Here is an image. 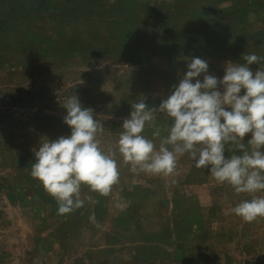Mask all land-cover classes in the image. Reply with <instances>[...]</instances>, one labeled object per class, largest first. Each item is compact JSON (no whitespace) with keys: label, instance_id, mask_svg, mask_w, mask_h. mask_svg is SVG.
Returning <instances> with one entry per match:
<instances>
[{"label":"rangeland","instance_id":"rangeland-1","mask_svg":"<svg viewBox=\"0 0 264 264\" xmlns=\"http://www.w3.org/2000/svg\"><path fill=\"white\" fill-rule=\"evenodd\" d=\"M39 1L0 0V264H264V218L231 211L251 194L217 183L187 154L163 176L131 172L117 151L130 104L143 96L158 106L187 57L208 61L217 78L244 53L264 57V0H49L32 30L22 19L42 13ZM73 95L101 120L97 139L119 179L107 194L82 186L91 201L58 215L31 176L33 150L70 135L62 104ZM155 124L167 135L164 117Z\"/></svg>","mask_w":264,"mask_h":264},{"label":"clouds","instance_id":"clouds-1","mask_svg":"<svg viewBox=\"0 0 264 264\" xmlns=\"http://www.w3.org/2000/svg\"><path fill=\"white\" fill-rule=\"evenodd\" d=\"M262 59L255 52L244 53L242 63L227 61L223 77L217 78L209 74L208 61L187 57L182 78L158 106H149L143 96L133 101L117 141V151L130 171L170 176L178 157L187 154L217 183L237 194H251L232 208L235 216L245 222L264 218V196L255 195L264 192ZM254 64L259 66L255 72L250 68ZM62 107L70 135L40 142L31 167V176L55 199L58 215L91 201V196L82 198V186L107 194L119 179L115 154L103 151L97 139L103 125L94 110L84 108L77 95L65 98ZM158 117L167 120V135L161 136L155 124ZM146 126L155 129L152 139L143 135ZM249 134L246 148L244 138ZM226 145H235L241 154L226 156Z\"/></svg>","mask_w":264,"mask_h":264},{"label":"crops","instance_id":"crops-1","mask_svg":"<svg viewBox=\"0 0 264 264\" xmlns=\"http://www.w3.org/2000/svg\"><path fill=\"white\" fill-rule=\"evenodd\" d=\"M48 1L49 0H40L39 3H40V7L42 8V13L38 16L36 15L34 12H28L25 14V16L23 17V24L24 22L28 23V22H32L31 24V27H32V30L35 28H37L38 26H41L43 23L41 22L43 19L46 20V17H44V14H43V8L44 10L47 11V8H48ZM46 7V8H45ZM22 27H24L22 25ZM24 30V28H23ZM30 32L29 29H25V31L23 32V34H26ZM10 35V34H9ZM16 34H11V36H15Z\"/></svg>","mask_w":264,"mask_h":264}]
</instances>
